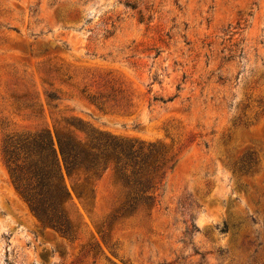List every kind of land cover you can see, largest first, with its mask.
<instances>
[{
  "label": "rangeland",
  "instance_id": "374dc122",
  "mask_svg": "<svg viewBox=\"0 0 264 264\" xmlns=\"http://www.w3.org/2000/svg\"><path fill=\"white\" fill-rule=\"evenodd\" d=\"M55 128L161 145L154 206L62 169L76 234L44 227L3 146ZM0 264H264V0H0Z\"/></svg>",
  "mask_w": 264,
  "mask_h": 264
},
{
  "label": "trees",
  "instance_id": "16d2710c",
  "mask_svg": "<svg viewBox=\"0 0 264 264\" xmlns=\"http://www.w3.org/2000/svg\"><path fill=\"white\" fill-rule=\"evenodd\" d=\"M3 160L11 184L30 212L44 227L68 238L76 234V228L66 210L68 193L62 169L67 176H84L86 180H99L111 170L115 182L125 189L114 220L120 223L154 206V193L171 163L168 153L155 143L103 134L79 139L64 128H55L53 134L39 131L6 139ZM249 169L246 166L245 173ZM195 230L190 223L184 234Z\"/></svg>",
  "mask_w": 264,
  "mask_h": 264
}]
</instances>
